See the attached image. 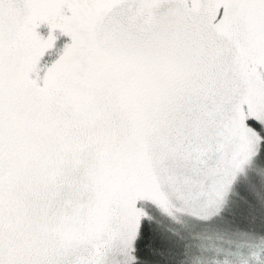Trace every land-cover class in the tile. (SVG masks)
I'll list each match as a JSON object with an SVG mask.
<instances>
[{"label": "snow or ice", "instance_id": "snow-or-ice-1", "mask_svg": "<svg viewBox=\"0 0 264 264\" xmlns=\"http://www.w3.org/2000/svg\"><path fill=\"white\" fill-rule=\"evenodd\" d=\"M0 264H264V0H0Z\"/></svg>", "mask_w": 264, "mask_h": 264}]
</instances>
